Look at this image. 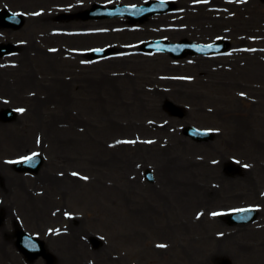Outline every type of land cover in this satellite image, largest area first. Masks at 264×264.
Instances as JSON below:
<instances>
[{
    "label": "rangeland",
    "instance_id": "374dc122",
    "mask_svg": "<svg viewBox=\"0 0 264 264\" xmlns=\"http://www.w3.org/2000/svg\"><path fill=\"white\" fill-rule=\"evenodd\" d=\"M146 1L0 0V10L25 18L18 30L0 28V43L18 44L0 58V111L23 108L0 121V165L31 150L45 158L39 176L14 184L0 206L4 218L13 202L20 211L0 226V264H49L18 252L7 234L19 222L45 241L52 264H264V0H175L172 13L137 24L80 17L94 4ZM221 37L228 56L137 54L146 40ZM110 45L121 59L74 53ZM25 69L32 88L13 89ZM57 81L64 102L46 91ZM166 101L184 107V117L170 115ZM189 125L213 130V139L191 141L182 133ZM168 165L171 178L160 171ZM248 205L260 210L248 225L213 215Z\"/></svg>",
    "mask_w": 264,
    "mask_h": 264
},
{
    "label": "bare ground",
    "instance_id": "6f19581e",
    "mask_svg": "<svg viewBox=\"0 0 264 264\" xmlns=\"http://www.w3.org/2000/svg\"><path fill=\"white\" fill-rule=\"evenodd\" d=\"M22 86H24V85H29L30 83H31V78H30V76H28V77H26L25 79H23L22 80ZM18 89V88H17ZM60 91H58L57 92V94L58 95H60ZM40 104V102H38V101H36L35 102V107H37L38 105ZM1 170V169H0ZM160 171H161V173H162V175L165 173V172H167L166 173V177H170L171 178V172H173V167H171V165H168V166H164V167H162V169H160ZM172 179H173V177H172ZM5 180H8V181H12V180H15V181H17L18 180V178L16 177V178H12V177H5ZM24 201L26 200V201H28V199H23ZM28 204V203H27ZM32 208H30V210H31ZM27 210H29V208L27 207Z\"/></svg>",
    "mask_w": 264,
    "mask_h": 264
},
{
    "label": "snow or ice",
    "instance_id": "6c2138e0",
    "mask_svg": "<svg viewBox=\"0 0 264 264\" xmlns=\"http://www.w3.org/2000/svg\"><path fill=\"white\" fill-rule=\"evenodd\" d=\"M20 111H23V109H21ZM73 175H77V174L76 173H73ZM85 179H87V178L85 177ZM213 215H215V213H213ZM160 247H163V245H160Z\"/></svg>",
    "mask_w": 264,
    "mask_h": 264
},
{
    "label": "water",
    "instance_id": "95a60500",
    "mask_svg": "<svg viewBox=\"0 0 264 264\" xmlns=\"http://www.w3.org/2000/svg\"><path fill=\"white\" fill-rule=\"evenodd\" d=\"M17 23H19V19H17Z\"/></svg>",
    "mask_w": 264,
    "mask_h": 264
}]
</instances>
